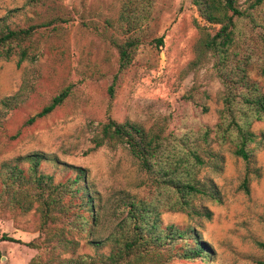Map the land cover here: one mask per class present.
<instances>
[{"label":"rangeland","instance_id":"rangeland-1","mask_svg":"<svg viewBox=\"0 0 264 264\" xmlns=\"http://www.w3.org/2000/svg\"><path fill=\"white\" fill-rule=\"evenodd\" d=\"M120 1L0 0L1 25L25 26L52 16L68 19L56 30L35 35L31 59L20 63L15 57L0 59V162L26 169L25 156L37 152L43 156L38 169L53 181L72 178L76 168H82L87 189L98 197L99 238L111 230V210L121 192L143 198L147 190L140 185L142 173L124 146L92 148L98 124L106 117L126 119L178 136L211 127L221 105L222 86L210 57L201 55L198 45L201 32L213 31L217 25L202 20L192 0H151L142 43L109 94L116 52L97 31L104 18L116 17ZM244 1L237 0L243 6ZM110 33L119 37L108 29L106 34ZM248 76L264 93V75L254 64ZM63 88H68V95L58 106L23 124ZM250 129L255 143L250 145L248 162L225 147L213 146L218 150L216 163L204 166L197 175L220 197V201L204 197L195 201L209 210V218L159 214L160 227L193 228L210 251L204 259L166 264H264V123L253 122ZM244 177L246 192L239 188ZM37 223L33 209L0 211V237L18 240H0V264H27L37 253L25 245L38 235ZM84 252L93 249L80 239L76 253Z\"/></svg>","mask_w":264,"mask_h":264},{"label":"trees","instance_id":"trees-1","mask_svg":"<svg viewBox=\"0 0 264 264\" xmlns=\"http://www.w3.org/2000/svg\"><path fill=\"white\" fill-rule=\"evenodd\" d=\"M200 18L213 31H203L198 41L199 53H207L211 67L222 89L215 123L198 132L167 135L146 129L129 120L106 117L91 137L92 148L124 146L142 173L140 185L146 197L137 198L121 192L111 214V230L103 237L96 235L99 226L97 194L87 189L82 168L63 181H53L38 165L43 156L26 155V169L18 164L0 162V211L26 213L33 209L38 216V235L25 242L35 249L27 264H166L172 260L204 259L210 251L193 228L159 226L162 211L180 212L187 217L209 218V210L196 204L200 198L220 201L217 192L198 178L204 166H212L218 150L228 149L232 155L248 162L255 134L253 122L264 123V93L248 76L254 64L264 75V0H192ZM151 0H121L115 18H104L97 31L116 52V73L109 88L133 59L139 45ZM68 19L52 16L25 26L0 24V59L16 58V63L34 57L35 35L42 30H56ZM87 26L88 23L82 24ZM94 30L96 25L92 24ZM116 31L119 37L107 30ZM158 38L156 43H160ZM63 88L23 124H31L68 95ZM239 188L247 191V179ZM92 253H76L79 240ZM0 240L18 241L2 235ZM261 245V244H260Z\"/></svg>","mask_w":264,"mask_h":264}]
</instances>
